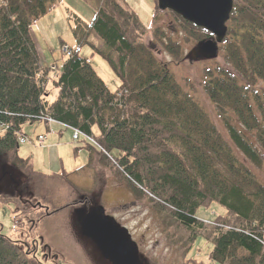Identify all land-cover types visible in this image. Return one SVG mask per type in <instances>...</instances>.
Returning <instances> with one entry per match:
<instances>
[{"label": "trees", "instance_id": "trees-1", "mask_svg": "<svg viewBox=\"0 0 264 264\" xmlns=\"http://www.w3.org/2000/svg\"><path fill=\"white\" fill-rule=\"evenodd\" d=\"M64 1L0 0V158L23 173L27 196L18 189L0 192V202L17 204L12 228L19 235L13 240L0 232V264H45L37 256L40 248L46 257L52 252L39 237L40 223L81 205L51 206L48 178L72 187L68 175L48 177L19 155L22 126L39 116L87 136L85 147L99 148L100 161L120 172L131 194L151 202L172 244L187 253L201 238L213 246L207 255L213 264H264V184L246 164L264 166V0L234 1L223 50L235 74L209 70L205 76L204 89L234 148L157 60L145 44L142 21L121 0H100L91 23L74 15L73 28L78 46H91L108 63L121 82L118 92L110 91L79 50L65 54L55 75L43 68L31 27ZM175 16L197 42L212 38ZM92 36L104 50L93 45ZM165 47L180 57L179 44ZM50 83L57 91L54 101ZM104 152L118 154L115 165ZM212 205L225 214L212 223L196 218ZM187 262L196 264L189 256Z\"/></svg>", "mask_w": 264, "mask_h": 264}, {"label": "rangeland", "instance_id": "rangeland-1", "mask_svg": "<svg viewBox=\"0 0 264 264\" xmlns=\"http://www.w3.org/2000/svg\"><path fill=\"white\" fill-rule=\"evenodd\" d=\"M99 1L66 0L34 23L31 27V35L43 68L62 66L67 59L65 47L79 50L80 57L87 60L110 91L116 93L121 87V82L108 63L91 46L80 48L73 34L74 15L86 23H91L96 15ZM120 4L140 18L147 30L145 44L152 49L157 60L169 68L183 92L200 105L234 148L219 109L211 102L204 89L205 76L209 70L217 73L226 70L235 74L233 67L225 58L224 44L220 46L217 59L195 60L192 51L198 42L186 34L174 12L161 11L158 7L159 13H157L155 0H121ZM170 41L180 45V57L177 58L166 51L165 46ZM91 42L98 49H105L97 37L92 36ZM51 83L48 85V92L50 100L54 101L57 91ZM258 84L261 87L262 83ZM233 124L239 126L236 120H233ZM240 128L244 130L241 126ZM21 134L35 141L20 145L21 158L30 160L35 171L48 177L67 174L73 185L70 187L58 179L48 178L45 192L47 191L52 199L51 206L63 207L73 203H83L82 208L71 207L40 223L39 237L45 240L47 248L52 252L51 257H46L40 248L37 256L43 263L112 264L105 260L97 245L82 234L78 220L79 212L82 210L92 212L104 209L105 216L126 229L132 240L136 242L142 264H188V256L194 259L196 264H213L207 256L213 250V246L201 238L196 240L194 247L187 253L181 247L172 244L166 235V224L157 216L151 202L145 197L140 199L131 194L120 172L116 173L115 169L107 168L100 161L96 152L99 148L93 151L86 148L82 142L74 143L71 129L50 120L29 121L22 126ZM246 134L251 137L249 132ZM38 135H47L44 147L36 144ZM94 136H98L97 129L94 130ZM79 137L84 138L82 135ZM236 153L241 160H244L239 152ZM106 156L115 165L118 154L111 153ZM246 164L264 184V166L258 169L249 162ZM24 187L23 173L11 168L0 158V192L7 193L18 189L20 195L24 196L26 193ZM16 208L15 202H0V232L13 240L19 239V235L12 229ZM224 214L223 208L212 205L210 208L200 209L196 218L212 223L215 217Z\"/></svg>", "mask_w": 264, "mask_h": 264}, {"label": "water", "instance_id": "water-1", "mask_svg": "<svg viewBox=\"0 0 264 264\" xmlns=\"http://www.w3.org/2000/svg\"><path fill=\"white\" fill-rule=\"evenodd\" d=\"M234 1L158 0V6L161 11L170 10L213 36L199 42L192 51L193 59L211 61L218 58L219 46L227 38V24L234 11ZM78 220L82 234L97 245L105 260L112 264H142L136 242L126 229L105 216L104 209L90 213L82 210Z\"/></svg>", "mask_w": 264, "mask_h": 264}, {"label": "built area", "instance_id": "built-area-1", "mask_svg": "<svg viewBox=\"0 0 264 264\" xmlns=\"http://www.w3.org/2000/svg\"><path fill=\"white\" fill-rule=\"evenodd\" d=\"M51 121V120H50ZM80 135H82V133L81 132H79V131H76L75 132V139L76 140H78L80 137ZM83 136V135H82ZM44 142V138L43 137H40L39 138V144H42ZM21 143L22 144H25V143H27V139L26 138H23L22 140H21Z\"/></svg>", "mask_w": 264, "mask_h": 264}, {"label": "bare ground", "instance_id": "bare-ground-1", "mask_svg": "<svg viewBox=\"0 0 264 264\" xmlns=\"http://www.w3.org/2000/svg\"><path fill=\"white\" fill-rule=\"evenodd\" d=\"M37 119H38L39 121H42V122L46 120V118H45V117H42V116H39ZM41 147H44V146L41 145ZM110 160H111V159H110Z\"/></svg>", "mask_w": 264, "mask_h": 264}]
</instances>
